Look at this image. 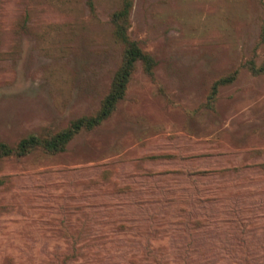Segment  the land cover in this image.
<instances>
[{
    "label": "rangeland",
    "instance_id": "374dc122",
    "mask_svg": "<svg viewBox=\"0 0 264 264\" xmlns=\"http://www.w3.org/2000/svg\"><path fill=\"white\" fill-rule=\"evenodd\" d=\"M0 0V142L94 113L121 0ZM264 0H132L125 98L65 152L0 161V264H264ZM68 256V257H67Z\"/></svg>",
    "mask_w": 264,
    "mask_h": 264
},
{
    "label": "trees",
    "instance_id": "16d2710c",
    "mask_svg": "<svg viewBox=\"0 0 264 264\" xmlns=\"http://www.w3.org/2000/svg\"><path fill=\"white\" fill-rule=\"evenodd\" d=\"M88 3L91 10V0ZM132 0H121L120 7L110 15L109 22L112 25V36L115 42L122 46L121 63L114 73L109 89L100 102L99 108L92 114L79 117L56 132H46L40 135H27L14 144L0 142V161L20 160L32 153L45 155H57L66 151L69 143L81 132H89L99 127L108 120L116 110L117 105L125 98L130 80L140 63L146 76L159 85L154 79L156 60L143 51L139 42L130 34V12ZM264 42V28L261 32L259 44ZM246 69L254 76L264 74V62L256 65L255 54L244 60L240 66L232 72L212 81L208 95L200 105L203 109L214 110L221 87L231 85L237 79L240 70ZM68 257V256H67Z\"/></svg>",
    "mask_w": 264,
    "mask_h": 264
}]
</instances>
